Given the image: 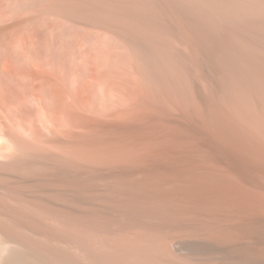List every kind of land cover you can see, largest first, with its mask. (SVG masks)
<instances>
[{"label": "bare ground", "instance_id": "obj_1", "mask_svg": "<svg viewBox=\"0 0 264 264\" xmlns=\"http://www.w3.org/2000/svg\"><path fill=\"white\" fill-rule=\"evenodd\" d=\"M0 264H264V0H0Z\"/></svg>", "mask_w": 264, "mask_h": 264}]
</instances>
